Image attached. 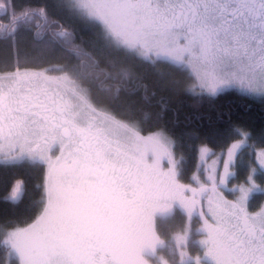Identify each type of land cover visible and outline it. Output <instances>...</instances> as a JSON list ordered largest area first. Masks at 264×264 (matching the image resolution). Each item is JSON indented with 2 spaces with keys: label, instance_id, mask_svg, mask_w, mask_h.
<instances>
[{
  "label": "snow or ice",
  "instance_id": "obj_1",
  "mask_svg": "<svg viewBox=\"0 0 264 264\" xmlns=\"http://www.w3.org/2000/svg\"><path fill=\"white\" fill-rule=\"evenodd\" d=\"M53 9L92 27L101 53L186 73L195 94L264 98V0H54ZM0 13V40L15 45L35 22L49 34L43 49L63 58L40 68L41 57L18 53L0 72V165L44 169L27 218L0 223V264H264V203H250L264 194V147L248 131L236 128L220 152L200 145L184 182L181 145L146 133L149 114L129 99L141 86L130 67H101L45 7L0 0ZM241 165L244 182L230 187ZM24 192L17 180L5 199ZM176 216L183 226L166 238L161 224Z\"/></svg>",
  "mask_w": 264,
  "mask_h": 264
},
{
  "label": "trees",
  "instance_id": "obj_2",
  "mask_svg": "<svg viewBox=\"0 0 264 264\" xmlns=\"http://www.w3.org/2000/svg\"><path fill=\"white\" fill-rule=\"evenodd\" d=\"M9 4L13 0H8ZM54 0H14L17 11L27 8L45 7L53 18L71 28L77 34V42L82 43L90 51H94L101 61V67H107L109 60L115 61L116 68L109 71H119L121 66H127L141 78L140 88L136 95L129 97L149 114L145 132L164 130L181 145L176 149L177 154L184 157L185 176L188 182L196 169L197 149L207 144L214 151H221L234 138V130L242 128L251 134L256 146L264 147V98L252 96L237 90L223 91L216 96H202L188 90L191 80L186 73L176 72L166 65L159 69L139 61H127L121 55L108 56L98 51L100 41L94 29L89 25L71 20L66 12L53 9ZM0 21L7 23L4 14L0 13ZM41 37L49 39V34L37 33L36 23L23 26L19 30L17 43L0 40V72L9 70L19 53L21 56L41 57L35 66L51 68L61 62L62 56L52 50H44ZM164 73V75H161ZM159 114V119H156ZM44 169L40 166L22 164L15 167L0 165V223L5 220L27 218L33 201L38 200L41 192ZM246 167L241 165L236 169L235 180L243 181ZM22 181L25 187L20 202L6 200L17 181ZM264 201V194L256 193L250 203L256 208ZM183 226L180 216L161 224V231L166 238L177 233ZM193 253L196 249H190ZM0 252V259H2Z\"/></svg>",
  "mask_w": 264,
  "mask_h": 264
},
{
  "label": "rangeland",
  "instance_id": "obj_3",
  "mask_svg": "<svg viewBox=\"0 0 264 264\" xmlns=\"http://www.w3.org/2000/svg\"><path fill=\"white\" fill-rule=\"evenodd\" d=\"M53 74H55V73H53ZM191 83H192V81H191ZM191 83H190V84H191ZM190 84H189V85H190ZM188 90H189V87H188ZM229 90H237V91H239L238 89H229ZM226 91H227V90H226ZM190 92H191V91H190ZM240 92H241V91H240ZM192 94H193V92H192ZM193 95H195V93H194ZM206 95H207V94H204V95H202V96H206ZM231 142H232V141H230V143H231ZM230 143H229V144H230ZM229 144H228V145H229ZM228 145H227V146H228ZM227 146H226V147H227ZM226 147H225V148H226ZM216 152H220V151H216ZM179 157H180V155L177 154V158H179ZM235 172H236V169H235ZM235 177H236V176H235ZM243 182H244V180H243V181H241V180H240V181H237V180H235V178H234L233 181H232L231 184H230V187H231L233 184H238V183H243ZM257 193H259V192H257ZM226 194H228V195H229V198H231V195H232V194H231L230 192H227V190H226ZM255 194H256V193H255ZM262 203H264V201H262L261 204H262ZM177 233H178V232H177ZM190 251H191V250H190ZM191 252H192V251H191Z\"/></svg>",
  "mask_w": 264,
  "mask_h": 264
}]
</instances>
